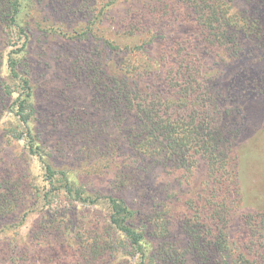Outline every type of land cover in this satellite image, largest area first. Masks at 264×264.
Here are the masks:
<instances>
[{
  "label": "trees",
  "instance_id": "1",
  "mask_svg": "<svg viewBox=\"0 0 264 264\" xmlns=\"http://www.w3.org/2000/svg\"><path fill=\"white\" fill-rule=\"evenodd\" d=\"M59 1L66 15L83 11L90 2L76 0L72 6L73 0ZM247 2L251 10L236 8L234 0H105L102 4L108 13L116 9V37L139 41L126 49L117 40L105 47V52L116 49V64L108 69L106 64L100 76L104 88L100 109L114 114L116 139L107 141L103 136L108 122L92 123L75 100L68 141L73 146L76 139L87 140L97 149L101 141L105 148L99 155L111 158L116 153V194L111 191L101 198L110 210L107 221L113 237L104 252L110 259L116 256L120 263L130 249L140 258L139 264H264V211H239L245 195L263 186V173L258 179L253 171L256 181L245 191L235 152L242 137L238 117L243 118L244 111L227 103L234 87L216 83L219 66L241 67L246 64L241 59L246 58L251 71L247 92L264 95V75L253 76L256 68L264 69V0ZM21 13L22 0H0V44L17 47L7 54V67L9 79L25 89L15 115L27 133L19 132V127L11 129L1 116L0 130L10 129V141H24L31 154L40 153L48 182L52 186L60 182L55 190L74 201L96 204L98 197H84L71 180L72 168L55 165L51 156L43 154V142L32 134L26 111L32 107L33 94L19 58L26 36ZM14 92L0 72V98ZM175 172L194 177L197 172L199 186L192 198H183L170 182L162 188V174L173 177ZM151 177L158 183L154 189ZM33 197L23 178L0 177L1 216L10 215L12 207L30 213ZM1 233H6L5 228ZM73 240V253L82 254L84 264H94L95 257ZM45 248L69 250L55 244ZM38 250L32 242L1 243L0 264H47L50 259L39 258Z\"/></svg>",
  "mask_w": 264,
  "mask_h": 264
},
{
  "label": "rangeland",
  "instance_id": "2",
  "mask_svg": "<svg viewBox=\"0 0 264 264\" xmlns=\"http://www.w3.org/2000/svg\"><path fill=\"white\" fill-rule=\"evenodd\" d=\"M104 1L90 0L83 11L66 15L62 1L22 0L20 21L25 25L26 36L23 37L22 44L25 42V47L19 58L21 69L30 82L33 94L32 107L26 111L31 115L32 134L43 142V154L51 156L55 165L64 170H68V167H64L65 164L72 168L70 178L77 188L85 192L84 197L90 196L91 200L98 197L96 204L91 201L84 203L74 201L68 195L55 190V187L61 186L60 182H54L53 186L48 182L45 164L37 155L40 153L31 154L24 141H10V129L0 130V177L11 176L14 181L23 178L24 182L29 183L35 204L33 211L28 214L24 211H14L17 207L11 205L10 215H0V230H6V233L0 235V244L12 239L23 244L32 242L36 250L40 248L39 258L50 259L47 264H84L83 255L79 256L80 254L71 250V246L76 245L73 238L85 247L83 252L87 251V255L95 257L94 264L140 263L138 255L130 253V249V255L120 263V258L115 256L110 259L108 254L104 253L105 246L108 248L113 234L107 221L110 210L101 198L112 193L111 191L116 194V153L111 158L99 155L100 150L105 148L101 141L98 143V149L88 146L87 140L76 139L72 141L73 146L69 145L68 141L72 123L69 120L74 109L72 102L75 100L85 112L84 116L92 123H109H104L107 125V131L103 137L107 141L116 139L114 114L100 109L102 102L104 103V88L100 87V76L104 75L106 64V69L116 64V49L105 52V47L107 43L116 45L117 40V43L126 49L139 41L116 37L113 28L116 23V9L106 12L102 9ZM234 3L238 9H252L246 5L247 0H234ZM71 5L76 6L77 1H71ZM11 50L15 51L17 47L5 48L0 44L1 77L15 90L12 97L0 98L1 122L10 123L8 126L11 129L19 127V132L27 133L26 127L15 115L19 95L24 93L25 89L19 82L9 79L7 54ZM150 56L154 58L155 55ZM141 58L153 65L148 57L142 55ZM240 62L246 64L241 67L224 64L219 66L216 83L234 87L233 96L229 97L227 103L232 107L241 106L244 111V117H238L242 137L235 147V152L241 170L240 181L247 191L252 186L251 182L256 181V177L252 176L253 171H257V175L263 173L264 180V95L247 92L251 71L246 58H242ZM262 68H256L257 72L253 73V76L264 75ZM111 73L114 75L113 68ZM235 76L243 79L236 80ZM192 175L175 172L173 177L167 173L162 174V179H159L162 180V188L171 183V187L177 186L181 196L188 199L195 195L199 186L197 172L195 177ZM260 177L262 175L257 176L258 179ZM261 183L262 181H258V184ZM149 184L152 189L156 188V178L151 177ZM170 186L167 185V188ZM239 211H264V183L260 189L253 188L245 195L244 204ZM48 244L66 245L69 250L65 249V256V252L60 248L54 252L46 249Z\"/></svg>",
  "mask_w": 264,
  "mask_h": 264
}]
</instances>
